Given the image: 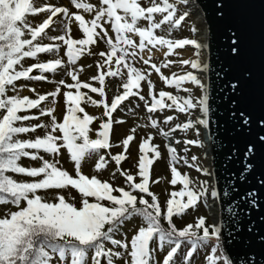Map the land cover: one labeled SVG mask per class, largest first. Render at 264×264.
<instances>
[{"label": "snow or ice", "instance_id": "obj_1", "mask_svg": "<svg viewBox=\"0 0 264 264\" xmlns=\"http://www.w3.org/2000/svg\"><path fill=\"white\" fill-rule=\"evenodd\" d=\"M70 2L80 11L69 13L68 8L52 4L38 6L37 0H0V204L11 205L15 209L5 208L4 214L0 215V264H53L54 261L55 264H157L153 259V245L156 242L160 247L165 244L169 246L161 264H176L173 258L183 241L190 245L184 257L185 264H191L193 252L210 240L214 242L208 245L210 251L205 256V264H255L253 260L246 261L244 257L231 260L221 245L220 226L207 224L203 216L197 217L194 225L189 223L182 228L175 226L173 215L181 216L186 209L195 207L201 198L206 199L209 183L202 181L197 187L187 174H180L172 165L178 160H183L185 164H189V161L184 157H176V150L167 146L171 176L169 183L176 185L179 181L182 187L179 191L171 192V198L166 200L165 205H161L157 195L149 188L150 182L159 181L158 176L150 181V165L160 156L156 146L148 143L152 139L151 133L139 143L138 171L130 174L127 170H120L125 186H114L108 180H101L97 175H86L82 171L84 159L93 155L98 157L94 170L101 172L105 169L108 161L101 150L113 146L110 142L112 125L122 122L114 120L112 114L129 97H138L149 113L174 107L177 112L192 115L189 110L198 107L202 118L177 123L174 128L188 130L194 124L207 126L206 97L201 95L194 103L190 96L180 97L163 90L158 94L154 93V86L147 73L154 69L159 74L160 69L151 63L150 55L149 58L140 55L148 45L153 48L157 45L166 46L165 55L185 45L198 49L199 44L194 39L173 41L155 35L153 31L165 23L170 27L179 26L187 13L174 14L176 5L168 0H160V3L148 0L146 5H142L139 0H98L95 4L86 0ZM41 12L46 14L45 18L33 26L34 21L29 19L30 15ZM57 13H63V17L59 21H53ZM82 13H87L90 18L86 19ZM154 14H161L162 18L156 20ZM73 17L82 38L74 39L68 34L71 32L69 24ZM141 20L147 22L146 26H140ZM55 23L62 25L60 34L48 35L45 29ZM134 37H138L139 42ZM38 38L62 42L65 46L64 56L69 64H73L84 52L98 55L101 59L96 63L97 74L89 78L98 82V86L80 81L75 74L76 70L69 67L67 75L73 83L66 84L61 79L56 82L54 90L37 94L35 99L20 96L18 88L26 85H17L15 81L21 78L47 80L43 73H55L64 63L58 55L61 44L41 43ZM100 44L105 45V49L97 53H93L88 47H99ZM236 44L233 41L231 45L233 53L239 51ZM38 53H53L57 58L25 67L22 59L37 58ZM138 56L144 65H149V69L141 70L133 65ZM179 63L190 65L193 70L200 68V63L195 59H184ZM33 69H38L41 74L30 75ZM106 77H119L120 87L123 89L111 98L110 103L106 100ZM160 79L178 90L184 82L199 86L201 91L205 87L192 71L172 77L161 75ZM142 81H147L150 103L140 93ZM60 85L68 90L62 92L64 111L62 118L58 119L55 104L61 93ZM82 88L97 94L100 99H92L87 93L80 91ZM70 89L77 91L72 92ZM10 90L15 94L9 95ZM29 90L34 91L33 88ZM47 97H51L52 106L39 107ZM164 98L171 103H166ZM82 101L94 106L102 105V116L108 119L101 118L98 128H91L90 125L97 117L85 111L81 106ZM33 108H38V112L28 111ZM45 115L49 117L48 123H24ZM172 120V115L164 117L165 123ZM148 121L152 128H157L156 119L149 116ZM261 124H264V119ZM37 128L45 129L42 136L34 139L20 138L21 134L34 132ZM174 128L170 127L169 133ZM93 131L95 138L91 135ZM196 131L198 133L199 129ZM161 134L168 135L162 129ZM133 138L131 134L123 138L121 143L125 151ZM260 140L264 142V136ZM200 143L198 139L184 140L186 145ZM26 149L37 151L29 152ZM41 150L51 155L52 159L40 157V166L25 167L18 164L21 157L37 159V152ZM64 151L73 164L74 174L58 166V157ZM148 152L152 153L151 158L146 155ZM107 154L117 168L126 158L124 151L115 155ZM196 160L197 157L193 155V163L189 166L196 167L197 172L207 175V169L195 165ZM8 172L31 179L17 181L6 175ZM136 176L139 177L138 181ZM69 188L79 194L78 202H69L64 195V191ZM42 192L49 193L52 198H46ZM216 196L215 187H211V197ZM179 197L187 199L181 200ZM71 199L77 198L72 196ZM134 217H140L141 224L133 230L130 239L117 238L125 221ZM162 222H166V227H161Z\"/></svg>", "mask_w": 264, "mask_h": 264}, {"label": "rangeland", "instance_id": "obj_2", "mask_svg": "<svg viewBox=\"0 0 264 264\" xmlns=\"http://www.w3.org/2000/svg\"><path fill=\"white\" fill-rule=\"evenodd\" d=\"M86 2L91 3H98V0H86ZM139 2L142 5H146L148 0H139ZM157 3H160V0H156ZM169 3H175L176 5V13L174 14H184L185 12L187 15L185 16V19L181 22L179 26L176 27H170L167 23L162 24L160 28L154 29V34L163 36L165 39L173 40L176 39H194L198 43L197 34L201 31V28L199 26H195V22L191 16L187 12V7L185 5L184 0H168ZM42 4H52L54 6L58 7H66L69 9V13L80 11L75 9L70 0H37V5ZM86 19H89V15L87 13H82ZM46 14L44 12L35 14L34 16L29 17L30 20L34 21L33 26H35V23L42 22V19L45 18ZM63 13H57L56 16L53 17V21H59L62 19ZM161 14H154V19L159 20L161 19ZM140 26H146L147 22L144 20L139 21ZM69 27L71 28V32L68 33L71 35L74 39L76 38H82V33L78 29V25L74 21V17L72 19V22L69 24ZM62 28V25L60 23L50 24L49 28L45 29V32L48 33V35H59L60 29ZM110 35L113 36L114 34L111 33ZM137 42H139L138 37H134ZM38 41L41 43H59L61 44V49L58 53L59 58H61L64 63L62 66L59 67L58 71L55 73H43L44 76H46L47 80H26L24 78H21L15 83L17 85H26L23 88H18V93L20 96H28L31 99L37 98V94H44L47 92H50L54 90L57 86L56 82L63 79L66 84L73 83L71 78L67 75L68 68L75 69V74L77 75V78L80 81L92 83L94 86H98V82L92 81L89 78L97 74V67L96 63L101 58L98 55H89L87 52H84L81 54L76 61L73 64L68 63V59L66 56H64V49L65 46L60 41H50L47 38H44L40 40L38 38ZM199 44V43H198ZM79 47V46H74ZM90 50L93 53H97L100 50L105 49V45L100 44L99 47L95 45L88 46ZM138 52H140L139 49H137ZM165 52H167L166 46H159L157 45L155 48L153 46L148 45L143 52L140 53V55H143L144 58H149V55L151 56V63L155 64L160 69V73L158 74L154 69L150 70L148 74V79L151 80L153 86H154V93L158 94L159 91H167L170 92L172 95H177L180 97H189L193 100V102H197L201 95L202 91L199 88V86L192 85L190 82H184L181 89H176L174 86H168L166 85L163 80L160 79V76L163 75L165 77H172V76H179L184 74L187 71H192L193 74L197 75L199 79H201V83L204 84V81L202 77H200L196 70L191 69L190 65H183L179 63V61L188 59L192 60L195 59L199 63H201L200 58L202 53L200 52L199 48L197 49L195 46L192 45H185L183 47H178L176 49H173L172 53H169L168 55H165ZM57 58L56 54L53 53H38L37 58H23L22 63L25 67L32 63L36 62H46L49 59ZM133 65L137 68H140L141 70L149 69V65H144L143 61L139 59V56L135 61H133ZM201 65V64H200ZM18 67V66H17ZM115 67V65H114ZM121 71L126 72V70L121 69ZM38 69H33L32 73L30 75H40ZM106 100L110 103L111 98L119 93L122 92L123 89L120 87V81L119 77H106ZM142 87L140 89V93L142 95H145L146 100L148 102H151V97L147 96V81L141 82ZM29 88H33L34 91H30ZM61 93L57 96V103L55 104V115L58 119L62 118V113L64 111V102H63V96L62 92L65 89L64 85H60ZM187 89V91H185ZM70 91L75 92L76 89H70ZM81 92L87 93L88 96H91L92 99L99 100L100 97L95 94L89 92L87 89H80ZM9 95L15 94L11 90L8 93ZM166 103H171V101H168L166 98ZM45 106H52L51 105V97H47L45 101H42L39 107H45ZM82 107H84L85 111L93 116L97 117V120L93 121V123L90 125L91 128L95 129L99 126L100 119L107 120V117H103L102 113L104 111L103 106H94L90 103H85L82 101ZM198 107L194 109H190L189 112L192 113V115H188L187 113L177 112L176 109L173 107L172 109L164 108L163 110L157 109L154 113H149L146 111L144 107V102L140 101L138 97H129L126 100L121 102V105L118 106V108L113 112V119L122 121L119 123H114L112 125V131L110 135V142L113 145L110 149L107 150H101V154L105 155V159L108 161L106 167L101 172H96L94 170V163L98 159L96 155L91 156L90 158H85L82 163V171L86 175H97L99 179L101 180H108L109 182L113 183L114 186H125L124 185V178L120 174V170H127L130 174H135L138 171V159H139V143L142 139H147V136L149 133L152 135V139L148 141L149 145H155L157 151L160 153V156L156 158L152 165H150V181L155 180V178L158 176L159 181L156 183L149 184L150 191H152L154 194L158 197V202L161 205L166 204V200L170 197L171 192L173 191H179L182 185L179 184V181H177L176 185H172L169 183L170 181V166H169V157H168V151L167 146L173 147L175 151L176 157H184L189 161V164H185L183 160H178L175 162L172 166L176 167L178 172L180 174H187L190 179H192L195 182V185L198 187L199 184L202 181H208L209 183V190L206 193V199L201 198L195 207H190L185 210L182 216L175 217L174 221L177 224L179 228L184 227L186 224H195V220L197 217L203 216L205 217L207 224H212L211 219L209 217V205L210 199H211V184H210V172L209 168L207 167V156L205 154V144L203 142L202 137V129L201 125L194 124V126L191 129L188 130H181L179 128H174V126L177 123H184L187 120H197L196 115L198 113ZM31 113H37L38 108H33L28 110ZM24 114V113H20ZM167 115H172L173 120L169 121L168 123L164 122V117ZM151 116L153 119L157 120V128H152L149 124L148 117ZM41 121L44 123H48L49 117L48 116H40L38 119L25 121V124H38ZM172 127L174 130L169 133V128ZM161 129L164 133H168V135H162ZM196 129H199V132L197 133ZM45 132L44 128H37L34 132H29L27 134H21V139H34L36 136H42ZM133 135V140L130 141V145L125 151V149L122 146V140L127 135ZM92 138H95V132L93 131L91 133ZM190 139V140H196L198 139L201 143L200 145H186L184 144V140ZM202 145V146H201ZM187 149V151H184ZM29 152H36L35 149H26ZM124 151L125 152V159L121 161L119 168L115 165V162L111 160V156L107 153H111L112 155H115L117 153H120ZM146 155L151 158L152 153L148 152ZM195 155L197 157V160L194 162L196 166H199L201 168L207 169V175L197 172L196 167H190L189 165L193 162L191 161V157ZM40 157H43V159H52V156L49 154L43 153V151L37 152V159H30L27 157H21L18 160V164L21 166L29 167V166H40L41 159ZM60 164L59 167H63L66 170L70 172V174H74L73 164L69 160L66 151H64L63 155L58 157ZM6 175L12 176V178L16 179L17 181L20 180H29L30 177H27L25 175L21 174H15L8 172ZM135 179L137 181L139 180V177L136 176ZM191 187V185H190ZM42 195H45L46 198L51 199V195L49 193H41ZM64 195L67 199H69V202L76 203L78 202L79 194L74 189H68L64 191ZM75 196L77 199L72 200L71 197ZM150 200L149 197H146ZM181 200H186V197H179ZM8 208L10 210H15L13 206L11 205H3L0 204V215L4 214V209ZM141 224V218L134 217L130 220H126L121 232L118 234L117 238H125L127 237L130 239L131 235L133 234V230L138 227ZM214 241L210 240L206 242L204 246H198L197 250L193 252V256L190 258L191 264H205V256L210 251V248L208 245L213 243ZM158 242H156L154 247V253H153V259L157 262V264H161L163 255L166 254V252L169 250L168 245H164L163 247L157 246ZM190 247L187 241H183L181 244L180 249L178 252L174 255V260L176 264H185L184 257L187 253V249ZM90 255V254H89ZM130 260V258H129ZM55 264V261L53 262ZM122 264V262H121Z\"/></svg>", "mask_w": 264, "mask_h": 264}, {"label": "water", "instance_id": "obj_3", "mask_svg": "<svg viewBox=\"0 0 264 264\" xmlns=\"http://www.w3.org/2000/svg\"><path fill=\"white\" fill-rule=\"evenodd\" d=\"M190 1L206 37L196 73L204 80L208 124L201 129L217 191L209 217L231 260L264 264V0Z\"/></svg>", "mask_w": 264, "mask_h": 264}, {"label": "bare ground", "instance_id": "obj_4", "mask_svg": "<svg viewBox=\"0 0 264 264\" xmlns=\"http://www.w3.org/2000/svg\"><path fill=\"white\" fill-rule=\"evenodd\" d=\"M185 2V5L187 7V12L189 14H191L194 22H195V26H199L201 28V31L197 34V39H198V43H199V50L200 52L202 53L201 58H200V61H201V65L200 67H203L204 64H205V60H206V56L204 54V50H205V44H206V37H205V32H204V29H203V26H202V22H201V18L199 16V13L197 12V9L194 8L191 4V1L190 0H184ZM204 81V80H203ZM202 95L204 96V91L202 90ZM196 118L197 120L199 118H202V114L199 113V110H198V113L196 115ZM206 148V147H205ZM210 205H209V214L210 216H213L216 212V207L215 205L213 204L214 201L212 199H210Z\"/></svg>", "mask_w": 264, "mask_h": 264}, {"label": "trees", "instance_id": "obj_5", "mask_svg": "<svg viewBox=\"0 0 264 264\" xmlns=\"http://www.w3.org/2000/svg\"><path fill=\"white\" fill-rule=\"evenodd\" d=\"M183 215V214H182ZM181 215V216H182ZM175 217H180V216H177V215H173V217H172V220H173V223L175 224V226L177 227V228H179L178 226H177V224L175 223V221H174V219H175ZM138 218H140V217H138ZM161 227H166V222H162L161 223Z\"/></svg>", "mask_w": 264, "mask_h": 264}]
</instances>
